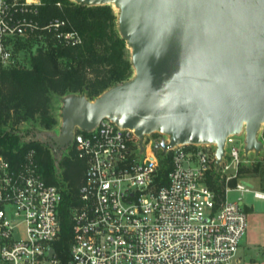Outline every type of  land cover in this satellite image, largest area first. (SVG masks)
<instances>
[{
  "label": "built area",
  "instance_id": "built-area-1",
  "mask_svg": "<svg viewBox=\"0 0 264 264\" xmlns=\"http://www.w3.org/2000/svg\"><path fill=\"white\" fill-rule=\"evenodd\" d=\"M40 5L41 0H0L3 65L14 61L18 39L49 35L62 46L82 43L67 18L41 23ZM234 136L227 135L217 163L215 143L155 148L168 136L152 132L140 138L108 117L90 129L75 127L72 146L84 170L69 209L66 246L58 244L60 188L44 179L33 149L16 166L0 154V264H241L246 208L228 194L247 188L241 179L229 184L242 156ZM216 169L222 194L207 183ZM254 195L264 197V191Z\"/></svg>",
  "mask_w": 264,
  "mask_h": 264
},
{
  "label": "water",
  "instance_id": "water-1",
  "mask_svg": "<svg viewBox=\"0 0 264 264\" xmlns=\"http://www.w3.org/2000/svg\"><path fill=\"white\" fill-rule=\"evenodd\" d=\"M74 1L116 6L133 75L93 99L64 97L54 149L104 117L167 135L155 148L215 143L217 163L229 134L244 130L245 153L264 147V0Z\"/></svg>",
  "mask_w": 264,
  "mask_h": 264
},
{
  "label": "trees",
  "instance_id": "trees-1",
  "mask_svg": "<svg viewBox=\"0 0 264 264\" xmlns=\"http://www.w3.org/2000/svg\"><path fill=\"white\" fill-rule=\"evenodd\" d=\"M56 17L70 21L82 35L81 44L62 46L49 35L29 36L15 42L12 63L3 65L0 61V154L16 166L24 154L33 149L44 179L60 188L61 237L58 244L66 246L72 233L69 209L76 201L84 164L71 150L61 161L58 177L49 143L33 138L18 143L23 133L16 131L17 125L27 122L25 132L35 136L38 127L48 129L57 123L51 108L53 97L63 99L71 94H83L93 99L109 87L131 78L133 66L127 42L118 31V13L110 4L41 0L40 22ZM33 45H36L35 50H32ZM167 170L168 166L163 174ZM248 170L251 169L239 168L240 173ZM252 170L259 173V187L264 191V162H257ZM235 181L233 178L229 184L233 186ZM207 183L217 193H223V180L215 170L208 174Z\"/></svg>",
  "mask_w": 264,
  "mask_h": 264
},
{
  "label": "rangeland",
  "instance_id": "rangeland-1",
  "mask_svg": "<svg viewBox=\"0 0 264 264\" xmlns=\"http://www.w3.org/2000/svg\"><path fill=\"white\" fill-rule=\"evenodd\" d=\"M110 6L115 13H118L116 6L112 3H110ZM35 48L36 45H33L32 50H35ZM63 99L62 97H53L51 108L52 113L57 119V123L52 127L48 129L38 127L39 129H36L35 136L25 132L27 122L18 124L16 129L18 133H23L21 138L18 140V143L27 141L30 138L42 142L47 141L49 143L51 146L50 152L53 158L54 169L58 177L60 176L62 170V159L68 157L70 155V151L73 150L72 141L66 145L58 146L55 149L52 143L55 136L60 134ZM234 137L236 138L235 145L238 146L240 153L242 154L239 168L243 166L251 169L240 173L238 168L237 178H234L236 181L241 179V183L245 188H247V190L231 191L228 194V198L230 200H236L240 197L242 199V205L245 206V208H248L246 211V229L240 240L238 256L241 259V264H264V197H257L254 195L255 190H261L259 187L260 175L258 172H254L252 170L257 162H264V147L257 151L251 149L245 153L244 134L238 133L235 134ZM257 137L261 142H264V126L260 128ZM215 171H218V169ZM230 171L231 170L229 169L227 173ZM19 235H22V233H19Z\"/></svg>",
  "mask_w": 264,
  "mask_h": 264
}]
</instances>
